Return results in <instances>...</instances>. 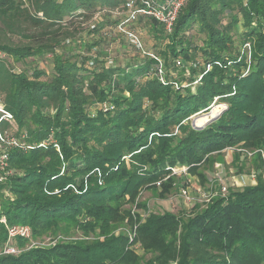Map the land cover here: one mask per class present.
Wrapping results in <instances>:
<instances>
[{
    "label": "trees",
    "instance_id": "trees-1",
    "mask_svg": "<svg viewBox=\"0 0 264 264\" xmlns=\"http://www.w3.org/2000/svg\"><path fill=\"white\" fill-rule=\"evenodd\" d=\"M130 1L143 7L141 0H0V98L16 135L36 146L51 137L59 147L11 151L0 218L29 227L31 238L14 240L18 254H3L0 223V264H264L258 157L255 183L187 213H153L139 201L144 189L158 199L177 189L179 177L160 180L167 168L186 167L203 185L226 149H264V0H184L169 34L139 16L135 30L148 24L147 52L159 63L115 32L112 12ZM111 34L137 56L110 59ZM244 43L249 61L240 56ZM200 74L199 84L185 87ZM215 97L226 110L194 129L186 119ZM43 238L50 244L31 242Z\"/></svg>",
    "mask_w": 264,
    "mask_h": 264
},
{
    "label": "built area",
    "instance_id": "built-area-1",
    "mask_svg": "<svg viewBox=\"0 0 264 264\" xmlns=\"http://www.w3.org/2000/svg\"><path fill=\"white\" fill-rule=\"evenodd\" d=\"M141 3L143 7L139 6L136 7L133 5V2H126L124 4L123 10H115L112 12V16H114L118 23L115 26V32L127 40L130 41V43L137 49L141 54L145 56H149L152 59L156 60L159 63V60L157 58H154L150 53H148L143 48V42L141 40V34H138L135 30V25L138 22L139 16H146L150 17L151 19H155L161 26L163 27V30L165 33L169 34L172 31V27L176 21L177 14L181 10V8L184 5V0H167L164 2V5H158L155 4L152 0H141ZM250 52H251V46L249 43H244L243 47L240 51V56L245 57L246 60L249 61L250 59ZM161 64V63H160ZM177 67L181 66V62H177ZM229 65V64H228ZM210 70V66H207L205 68V72ZM157 76L159 77L160 81L163 83L165 82V78L163 77L162 70L159 68L157 70ZM202 78V74L197 75L196 80L191 83L185 85V87L190 86L194 87L197 84L200 83V80ZM177 88V85H175ZM219 97H215L213 101L209 104V106L201 111L200 113H197L195 115H201V113L206 112L210 113L211 110L216 106H218L220 111L226 110L227 106L223 103L218 102ZM209 111V112H208ZM217 112V113H218ZM191 116L186 120H193V117ZM6 124L8 127L6 129H2L1 124ZM17 126L14 123V117L13 114L5 109V106L3 104L2 99L0 98V184L4 183L7 178L11 177L13 175V170L9 169V160H10V153L11 151H17L22 154H26L27 152L34 150L35 148H46L47 146H52L57 152L59 151L58 144L49 138V141H43L38 146L30 144L28 140H26V134L21 133L16 135ZM177 132V128L175 129L174 133L172 135H175ZM171 135V136H172ZM154 136H158V133H154L150 135L149 142ZM236 151L240 154H242L244 157L247 158H253L258 157L261 162H263V169H264V150L263 149H256V150H249L244 149L241 147H231L225 150V152H231ZM169 171V175L165 176L161 180H166L167 178L171 176H185L187 174L188 168L181 167V168H167ZM95 172L98 173L99 171L96 169ZM239 184L241 187H244L247 185V182L255 183L257 177L255 173H250L245 178L240 177ZM101 183V182H100ZM157 183L156 185H159ZM71 188L75 191V187L71 186ZM226 189L225 187H221L217 191V195L220 194L221 196L226 195L225 193ZM3 194L7 196V192L3 191ZM181 194L185 197H187L188 201H194V198H189L188 194H186L185 190H181ZM216 195V196H217ZM215 197V196H214ZM195 203V201H194ZM136 211L135 206L132 208V214H134ZM0 223H2L5 228L7 229V245L3 249V254L8 255H14L18 254L19 251L16 249L14 245L15 239H24L28 240L31 238V229L25 225H13L9 226L6 224V218L4 216H1ZM137 228V226L134 227L133 231L127 232L128 239H130V242L133 240L134 237V231ZM54 244V243H53Z\"/></svg>",
    "mask_w": 264,
    "mask_h": 264
},
{
    "label": "rangeland",
    "instance_id": "rangeland-1",
    "mask_svg": "<svg viewBox=\"0 0 264 264\" xmlns=\"http://www.w3.org/2000/svg\"><path fill=\"white\" fill-rule=\"evenodd\" d=\"M102 24L106 25L104 21ZM94 25L95 23H91L90 29L93 28L92 26ZM137 27L142 36L143 45L145 46L144 49L146 51H148V49L152 50L150 46L152 43V39L151 34L149 33L150 31L148 29V24H140ZM111 35V39H113L114 42L112 41L111 52L109 53L110 59H117L122 61L127 60L131 56H137L135 50L130 46V44L124 42V40L114 34ZM204 113L206 112L201 113V115H203ZM201 115H195L193 117V120L201 117ZM189 121V123H191V120ZM256 158L257 157H244L242 154L236 151L225 152L223 153L222 160H218L216 163H213L214 165L209 168V170L207 169V171L204 173V175L206 176V181L203 185L196 175L188 174L185 176H180L179 180L176 179L174 187H176L177 189L174 190L168 198L158 199L152 191L144 189L140 194L141 196L139 201L142 204L146 205V208L153 213L171 212L174 214L181 211V213H187L193 210L192 207L194 204L202 205L204 202L209 201L210 198L216 196L217 191L221 187H225V193H227V191L232 188H242L239 184V181L241 179L240 177L245 178L250 173H255L257 175V173L260 172V170L257 171L256 169ZM259 162L263 165V162H261L260 160ZM156 187L159 188L160 185H156ZM181 190H185L189 198H194L195 203L194 201H188L187 197L181 194ZM79 236L80 233H76V235L74 234L71 237V240L72 238ZM31 242H33L34 244L42 245L50 244L48 238H43L41 241L35 242L31 240ZM135 252L139 255L141 254L139 246H136Z\"/></svg>",
    "mask_w": 264,
    "mask_h": 264
},
{
    "label": "water",
    "instance_id": "water-1",
    "mask_svg": "<svg viewBox=\"0 0 264 264\" xmlns=\"http://www.w3.org/2000/svg\"><path fill=\"white\" fill-rule=\"evenodd\" d=\"M218 110H219V108H218ZM222 112H223V111H220V112H218V113H215L214 116L209 117V118L207 119V121H206L204 124H202L201 126H197V125L195 124L194 120H192L190 124H191V126H192L194 129L201 130V129L204 128L206 125H208V124H210V123L216 121L215 119H217V118L222 114ZM204 114L207 115L208 113H204Z\"/></svg>",
    "mask_w": 264,
    "mask_h": 264
},
{
    "label": "bare ground",
    "instance_id": "bare-ground-1",
    "mask_svg": "<svg viewBox=\"0 0 264 264\" xmlns=\"http://www.w3.org/2000/svg\"><path fill=\"white\" fill-rule=\"evenodd\" d=\"M217 112H218V106L215 105V107L211 110L210 113H208L207 115H205V114L201 115V117L196 118V119L194 120V122H195V124H196L197 126H201L202 124H204V123L207 121V119H208L209 117L214 116L215 113H217Z\"/></svg>",
    "mask_w": 264,
    "mask_h": 264
},
{
    "label": "crops",
    "instance_id": "crops-1",
    "mask_svg": "<svg viewBox=\"0 0 264 264\" xmlns=\"http://www.w3.org/2000/svg\"><path fill=\"white\" fill-rule=\"evenodd\" d=\"M249 183V182H248ZM251 183V182H250Z\"/></svg>",
    "mask_w": 264,
    "mask_h": 264
}]
</instances>
